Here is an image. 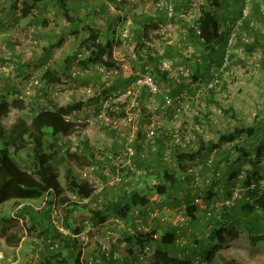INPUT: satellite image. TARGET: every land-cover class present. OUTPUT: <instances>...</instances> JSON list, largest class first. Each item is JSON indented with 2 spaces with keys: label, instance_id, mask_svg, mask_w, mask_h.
<instances>
[{
  "label": "rangeland",
  "instance_id": "rangeland-1",
  "mask_svg": "<svg viewBox=\"0 0 264 264\" xmlns=\"http://www.w3.org/2000/svg\"><path fill=\"white\" fill-rule=\"evenodd\" d=\"M75 2H72L70 7L75 18L71 22L55 5L54 0L38 2L27 16H22L23 0H0V98L8 100L11 104L15 99L23 101L22 108L12 104L9 112L0 121L8 127L18 117L31 121L36 111L46 107L55 109L78 100L94 99L75 114L76 132L70 136H47L48 152L53 156L52 163L67 195H73L67 188L68 167L77 176L91 179L97 188L110 187L118 191L119 186L125 183L119 184L116 180V176L120 175L125 181H132L138 188L149 189L158 183L159 177L156 174H146V169L138 166V159L157 158L153 155L158 149L160 139L166 145L164 152L167 153L170 151L169 146L174 142L173 133L178 132L183 145L196 148L200 137L206 141L218 140L222 131L233 127L237 122L264 123V0H222L223 5L219 12L222 33L228 32L226 21L233 18L242 5L243 12L240 17H245L238 37L231 46L230 61L220 71V80L215 88L208 86L210 73L206 75L204 67L208 60L202 61L199 58L198 46L187 38L188 27L192 26L199 16L203 0ZM158 3L171 4L174 8L173 16L169 17L164 6L159 8ZM105 4L108 11H102V5ZM95 7L97 12H93ZM38 12L41 13L40 23H33ZM109 15H120L121 18L116 26H113L115 31L113 32L112 28L108 31L119 42L115 47L118 68H111L113 75L106 76V71L101 70L102 67L98 64H89L83 68L79 60L85 59L88 54L86 46L81 45L84 37L89 34L87 26L108 30L110 22L112 24L115 20H109ZM44 20L46 24H43ZM143 29H146L147 36L142 43L138 36L139 31ZM124 33L127 36H124ZM244 33H247V39L243 37ZM220 47L221 44H217V48ZM149 55L156 57V60H146ZM196 62L201 65L199 71H196ZM156 66L167 71L166 77L157 72ZM216 66L213 65L212 69ZM47 69L55 71L53 80L47 81L44 78L43 74ZM146 70L155 75L160 87L159 93L151 94L142 88L136 93L113 97L111 102L104 106L109 94L113 95L119 89L126 88L138 73ZM194 74L198 77L194 78ZM36 79L39 80L37 84L33 82ZM84 79L89 80L84 82ZM176 88L181 89L173 93ZM167 98L171 99L172 104L163 108ZM101 109H105L107 113L108 124L98 117ZM152 120L160 126L153 137L148 136ZM138 132L141 133L140 136ZM82 141H86L89 148L84 147ZM116 141L123 146L114 152L111 145ZM249 144H253L251 139ZM104 146L106 150L102 153ZM224 146L222 155L235 158L233 144L226 142ZM128 147L135 151L129 169L132 178L127 175V171L117 170L120 162H115V158L99 162L108 157L109 152L110 155L121 154V163H126L127 157L123 152ZM249 149L250 156L231 167L237 171V176L229 186L234 183V188L244 187L245 177L250 172V184H254V188L264 190V159L256 168L252 167L249 159L255 154V149ZM14 155L25 167L33 168L26 152L19 151ZM212 155L215 161V152ZM218 160L217 166L213 163L212 168H205L204 174L207 177L212 178L215 170L226 173L229 169L230 163L221 161L219 157ZM94 162L99 164L100 173L89 169ZM192 163L199 167L203 164L201 160ZM128 165L123 168H128ZM221 179H224V175ZM186 184L185 182L182 192H187L186 198L201 192L190 189ZM151 194L154 196L156 192L151 191ZM174 195L171 199L173 205L167 204L170 209L161 204L156 206L162 207L161 216L167 219L164 221L166 223L174 221L175 210L179 207L178 200L183 201L182 194ZM220 196L224 198L223 195ZM44 199H37L36 202ZM36 202L32 201L34 204ZM15 206L17 205L12 202L0 206V251L4 254L0 264H36L33 258V249L36 246L40 248L39 264H45L44 261L49 255L44 251L46 241L40 236V227L33 225L32 216L25 214L22 220L9 216L14 222L7 225L6 215H11ZM86 213L83 215H87ZM88 217L89 214L85 222ZM259 219L264 222V214H261ZM117 224L116 218L110 217L106 223L95 226L92 232H85L83 237H79L85 247L82 256L84 264H88L87 258L100 256L99 249L102 245L110 246L114 243L112 238L121 237V228L126 225ZM237 226L243 229L244 233L231 237L227 243L216 248V259L223 256L227 259L235 258L244 264H264V240L251 242L248 227L240 223H237ZM10 228L13 229L12 233L28 234L23 243L26 244L25 250L20 254V258L11 251V255L8 254L9 249L2 241V235L7 234ZM11 246L16 253L13 246L17 245ZM151 250L152 247L148 251L149 257L145 264H154V259L150 256ZM69 260L71 263L72 260ZM129 263L131 264L130 260ZM124 264H128V261Z\"/></svg>",
  "mask_w": 264,
  "mask_h": 264
},
{
  "label": "trees",
  "instance_id": "trees-1",
  "mask_svg": "<svg viewBox=\"0 0 264 264\" xmlns=\"http://www.w3.org/2000/svg\"><path fill=\"white\" fill-rule=\"evenodd\" d=\"M41 1L23 0L22 16L29 15L32 8ZM54 1L67 20L74 21L70 7L72 2L76 3L75 0ZM222 5V0H203L199 16L195 19V23L188 27L187 38L198 46L199 58L202 61L208 60L204 67L206 75L210 73L209 80L213 65L216 64L218 67L222 64L228 43L229 31L226 33L220 31L219 12ZM102 6V11H108L106 4ZM93 10L97 12V7ZM242 12L243 5L238 8L234 17L228 20L236 21ZM40 16L41 13L38 12L34 16L36 19L32 22L40 23ZM109 16V20L110 18L115 20L113 19L112 24L110 22L108 30L97 26H87L89 34L84 37L81 45L86 46L88 54L85 59L79 60L83 68L89 64H98L108 70L118 68L115 47L119 42L108 31L111 28L113 32L115 31L113 26H116L121 16ZM45 22L44 20L43 24H46ZM145 30L139 31L138 39L142 43L147 36ZM217 44H221L219 49ZM140 58L143 60L142 57ZM146 60L154 61L156 57L149 55ZM200 68V63L196 62V71ZM156 70L166 77L167 71L158 69L157 66ZM54 74L55 71L47 69L43 76L50 81L53 80ZM196 74L194 78L198 77ZM88 80L84 79V82ZM180 89L176 88L173 93L179 92ZM93 100V98L86 101L78 100L60 105L55 109L46 107L36 111L31 121L18 117L8 127L0 121V205L12 199L18 202H29L23 205L22 214L32 216L33 225L40 227V236L46 241L44 251L46 250L49 254L44 261L45 264H84L82 254L85 247L80 241L79 234L88 226L95 228L99 224L106 223L110 217L117 218L126 227L121 228V237H115L116 241L110 247V255L106 257L105 252H102L100 248V261L94 264H108V262L124 264L125 261L130 264L129 260L131 264H145L151 247L150 256L154 259V264H244L235 258L227 259L221 256L216 259L215 249L227 243L231 237L244 233L237 223L248 227L251 242L258 243L264 240V222L259 219V216L264 214V190L249 187L250 172L245 177L244 187L234 199L232 196L237 187L234 188V183L229 186L237 176V171L231 167L246 156H250V147L255 149V154L249 159L252 167L256 168L264 159V123L237 122L233 127L222 131L218 140L206 141L200 137L196 148H189L187 144L183 145L181 137L180 142L173 140L174 142L169 146L170 151L167 153L164 152L166 145L160 139L158 145L160 151L157 149L153 155L157 158L138 159V166H143L146 174H156L159 177L158 183L149 189L138 188L132 181H125L120 176L119 184L125 183L119 186L117 196L109 193L112 188L106 187L105 189L108 190L98 195L100 197H96L97 186L93 184V181L88 177L77 176L68 167L67 188L73 194L70 196L67 195L66 189L59 180L58 171L52 163L53 156L48 152L46 144L47 136H70L76 132L75 114L77 115V112ZM12 104L19 108L23 107V101L20 99H15ZM12 104L0 98V119L9 112ZM249 139L252 140V145L249 144ZM82 142L84 147L89 148L86 141ZM226 142L233 144L235 158L222 155ZM105 150L104 146L101 152L104 153ZM19 151L26 152L33 163L32 169L25 167L15 158L14 153ZM213 152L217 158L215 161ZM117 156L118 153L108 154V157L99 162L103 163L109 159L111 161ZM218 157L221 161L230 163L229 169L226 173L215 170L213 177L209 178L204 174L205 168H212L213 163L217 166ZM195 160L203 162L201 167L198 166L199 173L203 177L201 187H195L192 184L194 173L191 168L195 166L192 163ZM92 165L98 166L92 172L100 173L99 164L94 162L90 166ZM129 169L130 167L117 170L127 171V175L132 178V172ZM223 175L224 179H221ZM103 178L105 179L104 175ZM185 182L190 189L201 192L186 198L187 192L182 193ZM120 191H122L121 194ZM151 191H155V195L160 198L159 204L165 205L168 209L170 208L167 204L173 205L171 199L175 196L174 194H182L183 201L178 200L179 207L175 210V214L181 213L184 220L166 223L165 218L151 219V210L162 209V207L150 205ZM41 197L45 198L44 204L41 209H36L31 201ZM197 197L202 203L196 202ZM82 212H87V215H83ZM88 214L90 217L85 222ZM55 243L57 246L51 247ZM115 253L119 254L118 259L114 258ZM69 259L72 260L71 263Z\"/></svg>",
  "mask_w": 264,
  "mask_h": 264
},
{
  "label": "built area",
  "instance_id": "built-area-1",
  "mask_svg": "<svg viewBox=\"0 0 264 264\" xmlns=\"http://www.w3.org/2000/svg\"><path fill=\"white\" fill-rule=\"evenodd\" d=\"M158 6L159 8H162L164 6V9H165V12L166 14L171 17L173 16L174 14V8L171 4L169 5H163L162 3H158ZM245 17V15H243V17H239L236 21H230V20H227L226 21V26H227V29L229 31L228 33V43H227V46H226V53H225V57H224V60L222 62V64L218 67H216L215 69H212L211 71V79L209 80V83H208V86L209 88H215L217 86V84L219 83V73L220 71L229 63L230 61V58L232 56V51H231V46L233 44L234 41H236L237 37H238V31H240V27L241 25L243 24V18ZM124 36H127L126 33H124ZM243 37L247 39V33H244L243 34ZM125 41V39H124ZM101 70H104L106 71V76L112 74L113 75V72L112 70H108V69H105L104 67L100 68ZM181 69V68H180ZM182 70V69H181ZM35 84H37L39 82L38 79L34 80L33 81ZM142 88H145L149 93L151 94H157L159 93L160 91V87L157 83V79L155 77V75L149 71V70H146V71H143V72H140L138 73L134 79L127 85L126 88H123V89H119L117 92H114L113 95L109 94V96L107 97V99H105V104L104 106H107L110 102H111V99L114 97H117L121 94H131V93H136L138 92L139 90H141ZM107 96V95H106ZM171 99L167 98V100L165 101V103L163 104V108H166L168 106H170L172 103L170 102ZM106 111L105 109H101L100 113L98 114V117L101 118V120H103V123L105 124H108V117L106 115ZM159 123H157L155 120H152L151 122V125H150V129H149V132H148V136H151L153 137L156 133V130H158L159 128ZM172 136L174 137V141L176 142H180L181 140V136L178 135V132L177 133H173ZM124 155L125 157H127V162L126 163H121L122 160H121V154H119L116 158H115V162L116 161H119L120 163H118V170H120L121 168H123L124 166H126V164H129L128 167H130V161H131V157L135 154V151L133 148L131 147H128L124 152ZM123 155V156H124ZM124 157V159H125ZM98 166L97 165H92V166H89V169L91 171H93V169L97 168ZM193 168H191L193 170V173H194V177H193V186L195 187H201L203 185V177H201L200 173H199V169H198V166H192ZM116 180L117 181H120L121 180V177L120 175H117L116 176ZM249 187L251 188H254L255 185L254 184H251ZM242 190V188H239L237 187L233 193V196H232V199H234L236 197V195L239 193V191ZM232 201V200H231ZM196 202L198 203H202L201 199L200 198H196ZM151 219H154V218H157V217H161V212L163 211V209H159V208H155L153 210H151ZM163 218V217H161ZM184 220V216L181 214V213H176L175 214V219H174V222L175 221H183ZM116 221L119 222V220L116 218ZM119 224H121L119 222ZM92 227L91 226H88L86 228V230H84L81 234H79V237H83L84 236V233H90L92 232ZM112 241H116V238H112L111 239ZM49 242V241H47ZM53 246H57V244H53L51 245V247ZM110 246H107V245H102L101 248H102V252H105L106 254V257H108L111 253L110 251ZM40 248L39 247H34L33 249V253H34V257L35 258V263L36 264H39V261H38V258L40 257L39 255V250ZM83 256V254H82ZM119 257V254L118 253H115L114 254V258H118ZM4 258V254L0 251V259ZM100 261V258L99 256L98 257H91V258H87V262L88 264H94L95 262L99 263Z\"/></svg>",
  "mask_w": 264,
  "mask_h": 264
},
{
  "label": "crops",
  "instance_id": "crops-1",
  "mask_svg": "<svg viewBox=\"0 0 264 264\" xmlns=\"http://www.w3.org/2000/svg\"><path fill=\"white\" fill-rule=\"evenodd\" d=\"M138 135L140 136L141 135V133H139L138 132ZM123 145L121 144V143H118V141H116L115 143H113L112 145H111V150H114V152H116V150L118 149V148H121ZM111 153V152H110ZM108 154H109V152H108ZM111 154H113V153H111ZM104 185V184H103ZM105 186V185H104ZM105 190H108V189H105V187H100V188H97L96 190H95V192H96V194H97V196L96 197H100V196H98V195H100L101 193L103 194V193H105ZM116 190V189H115ZM115 190H109V193L110 194H112L113 196H117V194H118V192L117 191H115ZM122 193V191H120V194ZM157 196L156 195H154V196H151V206L152 207H156L157 205H159V202H160V198H158L157 197V199H155ZM163 198V197H162ZM36 200L37 199H35V200H32L33 202H36ZM41 200H42V197H41ZM155 200H157L156 201V203L154 204L153 202L155 201ZM32 201H31V203H32ZM8 202H12L13 204H16L17 206H15V208H14V210L11 212V215H6V219L8 220V224L7 225H11L14 221L12 220V219H10V217L9 216H14V217H16V218H18V219H23V217H25V214H22V208H23V205L24 204H26V203H29V202H18V200H15V199H12V200H9V201H6V202H4L3 204H1V205H4V204H6V203H8ZM38 202V201H37ZM32 203V205L36 208V209H41L42 208V206H43V204H44V201H39L38 203ZM167 202V201H166ZM0 205V206H1ZM150 206V207H151ZM169 220V219H168ZM6 229H8V227H6ZM12 228H10L9 230H7L8 231V233L7 234H3L2 236V241L5 243V245H6V247L9 249V251L7 252L8 254H10V251H11V253L12 254H16V255H19V258L21 257V253H22V251L23 250H25V245L26 244H23L24 243V240L26 239V237H27V233H16V232H14V233H12ZM12 244H15V245H17V246H13V249H16V253H15V251L14 250H12ZM22 245H24V248H22ZM24 254H26V252L24 253ZM23 254V255H24ZM11 255V254H10ZM23 258V257H22ZM13 263V262H12ZM11 264V263H10Z\"/></svg>",
  "mask_w": 264,
  "mask_h": 264
},
{
  "label": "clouds",
  "instance_id": "clouds-1",
  "mask_svg": "<svg viewBox=\"0 0 264 264\" xmlns=\"http://www.w3.org/2000/svg\"><path fill=\"white\" fill-rule=\"evenodd\" d=\"M162 217V216H161ZM164 218V217H163Z\"/></svg>",
  "mask_w": 264,
  "mask_h": 264
}]
</instances>
